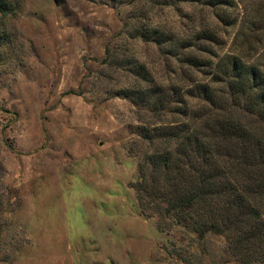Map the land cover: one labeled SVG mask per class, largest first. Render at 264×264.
<instances>
[{
	"label": "rangeland",
	"instance_id": "1",
	"mask_svg": "<svg viewBox=\"0 0 264 264\" xmlns=\"http://www.w3.org/2000/svg\"><path fill=\"white\" fill-rule=\"evenodd\" d=\"M0 1V264H264L137 186L161 147L145 131L184 120L175 92L211 85L225 57L264 66V31L246 29L264 0ZM208 30L221 39L197 53Z\"/></svg>",
	"mask_w": 264,
	"mask_h": 264
},
{
	"label": "trees",
	"instance_id": "2",
	"mask_svg": "<svg viewBox=\"0 0 264 264\" xmlns=\"http://www.w3.org/2000/svg\"><path fill=\"white\" fill-rule=\"evenodd\" d=\"M205 2L210 8L234 6V0ZM248 28L264 31V24L250 20ZM203 35L196 39L200 44L189 47L210 54V46L221 38L211 30ZM236 36L245 38L240 32ZM221 62L223 70L215 72L211 85L195 83L192 90L175 92L182 105L181 123L145 131L144 140H160L161 147L142 159L138 196L143 206L147 200L165 205L180 223L195 216L199 221L186 223L200 237L209 231L235 233L239 247L256 251L264 249V66L249 65L238 56ZM201 63L193 56L189 65L200 71ZM220 83L222 90H216ZM140 94L147 100L148 92ZM187 96L196 101L191 107ZM202 214L208 222L200 219Z\"/></svg>",
	"mask_w": 264,
	"mask_h": 264
}]
</instances>
